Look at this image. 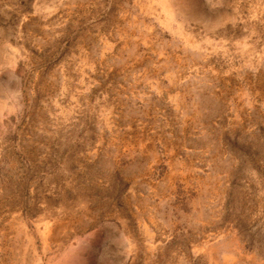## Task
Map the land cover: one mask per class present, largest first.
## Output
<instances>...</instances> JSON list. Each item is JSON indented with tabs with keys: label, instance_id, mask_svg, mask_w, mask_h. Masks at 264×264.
I'll use <instances>...</instances> for the list:
<instances>
[{
	"label": "rangeland",
	"instance_id": "1",
	"mask_svg": "<svg viewBox=\"0 0 264 264\" xmlns=\"http://www.w3.org/2000/svg\"><path fill=\"white\" fill-rule=\"evenodd\" d=\"M0 264H264V0H0Z\"/></svg>",
	"mask_w": 264,
	"mask_h": 264
}]
</instances>
